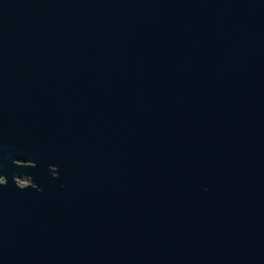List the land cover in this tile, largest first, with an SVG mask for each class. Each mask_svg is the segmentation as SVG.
I'll return each mask as SVG.
<instances>
[{"label": "water", "instance_id": "1", "mask_svg": "<svg viewBox=\"0 0 264 264\" xmlns=\"http://www.w3.org/2000/svg\"><path fill=\"white\" fill-rule=\"evenodd\" d=\"M1 172L0 264H264V0H0Z\"/></svg>", "mask_w": 264, "mask_h": 264}, {"label": "flooded vegetation", "instance_id": "2", "mask_svg": "<svg viewBox=\"0 0 264 264\" xmlns=\"http://www.w3.org/2000/svg\"><path fill=\"white\" fill-rule=\"evenodd\" d=\"M16 156H13V158H15ZM13 163L17 164V165H34V161L33 160H29V161H25V160H19L17 158H15L13 160ZM15 175L13 176L14 180L21 186L24 185H28L32 183V178L30 175L23 173V172H14ZM6 174L4 173H0V182H4L6 181Z\"/></svg>", "mask_w": 264, "mask_h": 264}]
</instances>
